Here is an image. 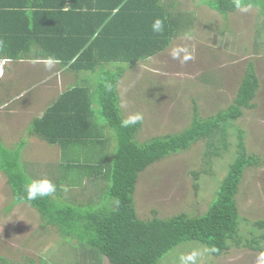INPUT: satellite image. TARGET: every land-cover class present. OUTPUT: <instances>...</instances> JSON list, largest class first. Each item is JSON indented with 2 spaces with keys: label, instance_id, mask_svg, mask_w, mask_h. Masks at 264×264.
I'll return each instance as SVG.
<instances>
[{
  "label": "trees",
  "instance_id": "obj_1",
  "mask_svg": "<svg viewBox=\"0 0 264 264\" xmlns=\"http://www.w3.org/2000/svg\"><path fill=\"white\" fill-rule=\"evenodd\" d=\"M206 5L223 17L241 7L264 11V0H211ZM157 19L163 22L160 32L152 28ZM175 29L163 0H0V56L21 59L35 45L39 60H55L74 73H92L66 89L28 128L29 134L60 149L59 176L49 180L56 188L53 195L29 200L26 189L35 181L17 170L22 147L8 152L0 145V171L7 177L12 203L35 209L61 238L91 248L109 264H158L167 252L189 241L215 257L231 247L264 250V221L253 223L258 234L244 238L235 200L246 169L261 166L259 157L247 152L244 131L233 124L244 110L255 107L259 81L251 62L233 102L215 115L201 118L193 103L186 128L142 142L137 140L142 121L125 124L117 89L125 65L163 51ZM94 79V86H88ZM229 128L236 130L235 154L204 214L137 217L133 196L140 173L199 141L205 143V158L223 156L230 148ZM108 129L117 143L111 163ZM105 178L109 187L101 202L96 188Z\"/></svg>",
  "mask_w": 264,
  "mask_h": 264
},
{
  "label": "rangeland",
  "instance_id": "obj_2",
  "mask_svg": "<svg viewBox=\"0 0 264 264\" xmlns=\"http://www.w3.org/2000/svg\"><path fill=\"white\" fill-rule=\"evenodd\" d=\"M179 1H186L185 3L191 6L194 3V0ZM198 2L203 3L202 0ZM233 13L235 14L230 16L231 24H223V27L213 26L209 19L208 29H205V38L209 41L206 45L209 44L210 50L221 48L224 52L195 51L199 52L200 57L210 56L203 61L196 56L197 53L195 55L189 50L191 46L199 50L202 44L200 41L195 44L187 43L189 48L184 53L179 52L178 57L175 56L177 52L168 50L160 55V60L154 58L126 68L118 83V93L125 120L137 114L142 116V127L137 135V140L142 142L186 128L191 121L193 103L197 105L201 118L226 109L235 98L236 88L248 63L253 64L259 81V88L253 100L255 107L244 110L242 117L233 123L236 128L244 131L247 152L256 155L261 161V166L246 169L235 199L240 233L244 238H249L250 232H259L253 223L264 221V11L254 7H241ZM234 26H237V30ZM184 45L185 42H182L185 49ZM155 62L160 65L157 66ZM105 66L112 68V65ZM9 77L16 78L12 74ZM1 78L0 84L4 83L5 76ZM50 81L51 79L42 84V87L56 86ZM74 81L75 78L72 77L66 83L70 85ZM94 82L95 79L87 85L93 87ZM7 83L3 85L14 84ZM25 83L23 86H38L35 82ZM66 83L62 84L63 88ZM19 101V108L23 110L22 104L25 102ZM19 101H15L13 105L16 106ZM4 105L0 108L1 115L6 109H14ZM28 110L29 114L18 117L22 118L19 120L20 124H23L22 137L16 143V139H12L14 145L10 147H5L1 141L0 145L8 152H16L22 147L19 150L22 159V153L25 154L23 161L20 160L19 164H16L18 171L23 172L25 163L29 162L32 169L40 167L38 170L41 175L55 178L60 169L58 148L40 140L26 139L30 121L43 111V106ZM94 110L99 113L97 105ZM16 118L6 127L9 132H16ZM4 120L6 119L1 117V127ZM108 130L111 141L107 159L111 163L117 143L113 131ZM229 132L230 148L221 157L205 158V143L199 141L187 151L156 162L140 173L133 196L137 217L148 220L154 215L167 219L179 213L189 216L204 214L216 199L219 184L235 154L236 130L229 128ZM24 172L28 173L26 170ZM2 173L0 264H109L105 257L96 255L91 248H82L75 240L61 238L58 230L46 224L37 211L27 204H13L7 177ZM193 173L197 174V178ZM97 184V197L100 199V196H105L109 181L105 178ZM262 253L264 250L258 252L244 247H231L215 257L200 243L189 241L167 252L158 264H260ZM193 255V260L187 259Z\"/></svg>",
  "mask_w": 264,
  "mask_h": 264
},
{
  "label": "crops",
  "instance_id": "obj_3",
  "mask_svg": "<svg viewBox=\"0 0 264 264\" xmlns=\"http://www.w3.org/2000/svg\"><path fill=\"white\" fill-rule=\"evenodd\" d=\"M198 1L194 0V3L191 6L188 3H185L186 1L163 0L164 8L166 9L167 13L170 15V19L174 20V22H175L176 35L171 38L169 45L163 51L159 52L155 56L149 57L148 59H146L144 61H139L137 63L147 62V61L152 60L154 58H157L158 60H160V55L162 53L168 51V50H170V51L174 50L175 52H177V53H175L173 51L175 53V56L178 57L179 52L184 53V51L189 48V45L187 43L193 42L192 44H195L199 41L202 43V44H200L201 47L199 48V50L197 48H195L194 46H191L189 50H190V52L195 53V55L197 53L196 56L199 59L202 58L203 61L205 60V58H207L208 55H204V56L200 57V55L198 56V53L202 50L213 51V50H210L209 44L206 45L209 42L205 38V36L207 35L205 33V29H208L207 28L208 20L210 19L213 22L212 23L213 26L215 25L218 27H223V24L228 25V23L229 24L232 23V21H230V16H232L235 13H233V12L228 13L226 17H223L221 14L217 13L215 10L211 9L210 7H208L206 5V3L208 1H211V0H202V2H203L202 4H199ZM237 25H239V23ZM227 28H228V26H227ZM234 28H235V30H237V26H234ZM189 31H190V33H189ZM182 42L183 43L185 42V45H184L185 49L182 47ZM235 48L236 47H234V49ZM37 51H38V47L35 45H32V46H30V51L27 52V54H23V55L21 54V59L11 60V59L5 58L3 56H0V59L8 60V62L1 68V70L3 69V72L1 73V71H0V77L3 78V76H5L4 83L0 84V87H1V90H0V108L4 104H5L4 105L5 107H8V105L10 107H14V109H10V108L6 109V111H4L5 113H3L2 115L0 113V119H1V117L6 119L3 121L2 127L0 126L1 127V129H0V141L3 142L2 143L3 145H6L5 147H10L11 145H14V143H16L22 137V134H21L22 128L21 127L23 126V124H20L21 123L20 121L22 118H18V117H23V116L29 114L28 108L30 110H34L36 108L39 109V107L43 106V111L38 116L33 117L32 120L34 118H40L43 115L44 111L50 105H52L54 103V101L66 89H68L69 87L76 85V84H82L84 79H87L88 76H91L90 74L82 73V72L74 73L73 71H70L67 66H62L60 63H58L55 60H52L54 62L51 65H49L48 64L49 60L37 59L38 58V56H36ZM195 51H199V52H195ZM215 51L224 52L221 48H216L213 52H215ZM208 57H210V56H208ZM176 59H177V61H179L178 58H176ZM192 62H194V61L192 60ZM137 63H135V64H137ZM135 64H133V65H135ZM155 64L157 66L160 65V63L158 64L156 62H155ZM133 65H129V66L125 65V66L128 68V67L133 66ZM107 68H109V67H107ZM10 74L16 76V78L10 79V77H9ZM72 77L75 78V81L73 82V84L67 85L66 82H68V80H71ZM50 79H51L50 83L52 84V82H54V85H56V86L52 87V85L50 84L51 86L48 85L46 87H42V84L48 83V80H50ZM5 82L6 83L8 82L7 84H11V83H14V84H11L12 86H10V85L6 86V85H3V84H5ZM25 82H27V83H34L35 82L34 84H36L38 86H34V85L23 86V84H26ZM65 83H66V86H65V88H63L62 84H65ZM237 88H236V91H237ZM117 89H118V86H117ZM5 100H7L8 102H3ZM19 100H24L23 102H25L22 104L23 110L21 108H19V103L21 102ZM15 101H19L18 104H16V106L13 105ZM15 118L17 121L16 122L17 123V125H16L17 129H15L16 132L12 133V132H9L6 127H8V125L10 124L9 122L11 120H14ZM29 125H30V123H29ZM29 125H28L27 131H26L27 135H28V137L26 139L27 140L29 139L30 141H33L35 139V140H40L42 142H45L44 140H41L39 137L28 133ZM14 138L16 140H14V143H13L12 139H14ZM10 142H12V143H10ZM46 144H48V143H46ZM51 146H56L58 148L57 152H58L59 157H60L59 147L57 145H51ZM20 153H21V151H20ZM20 153L18 156V160L23 161L25 153H22L23 159H22ZM38 168H40V167H35V168L33 167V169H32V165L29 162H26L24 170L28 171V173L26 174L24 172V170H23V172L29 179H31L33 181L50 180V178H48L44 173H43L44 175H41ZM36 170H38L37 171L38 173H36ZM0 174L2 175L3 173L0 172ZM58 176H59V171L56 174L57 178H58ZM55 178L51 177V179H55ZM0 183H1V181H0Z\"/></svg>",
  "mask_w": 264,
  "mask_h": 264
},
{
  "label": "clouds",
  "instance_id": "obj_4",
  "mask_svg": "<svg viewBox=\"0 0 264 264\" xmlns=\"http://www.w3.org/2000/svg\"><path fill=\"white\" fill-rule=\"evenodd\" d=\"M153 31L155 32H160L163 29V22L160 19H157L154 21L153 25H152ZM190 57H185V59H188ZM54 61L49 60L48 64L51 65ZM142 119V116H140L139 114L134 115L129 117V119L127 121H125V124L128 123H136L138 121H140ZM56 188L55 185L49 181V180H42V181H35L33 183H31L27 189V198L29 200H35L38 197L43 198L45 196H51L55 193ZM187 259L189 260H193L194 259V255L193 256H189ZM183 260V258H182ZM260 264H264V253L261 254V258H260Z\"/></svg>",
  "mask_w": 264,
  "mask_h": 264
},
{
  "label": "built area",
  "instance_id": "obj_5",
  "mask_svg": "<svg viewBox=\"0 0 264 264\" xmlns=\"http://www.w3.org/2000/svg\"><path fill=\"white\" fill-rule=\"evenodd\" d=\"M8 62V60L0 59V71L1 68Z\"/></svg>",
  "mask_w": 264,
  "mask_h": 264
}]
</instances>
